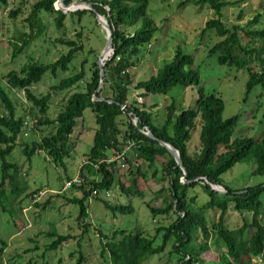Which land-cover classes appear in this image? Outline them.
Listing matches in <instances>:
<instances>
[{
  "label": "trees",
  "instance_id": "obj_1",
  "mask_svg": "<svg viewBox=\"0 0 264 264\" xmlns=\"http://www.w3.org/2000/svg\"><path fill=\"white\" fill-rule=\"evenodd\" d=\"M58 1L37 0L29 7V14L23 19L27 32L14 38L12 59L18 58L24 50L44 37L47 29L42 14L55 15V27H64L66 14L54 8ZM81 1L91 5L112 29L113 56L104 65V85L97 94V98L104 101H93L100 80L97 67L99 53L96 54L93 49L85 52L84 42L80 39L56 40L55 43L67 50L57 60L48 64L31 62L19 72L11 71L5 76L7 84L24 92L30 109L27 115L17 117L13 101L0 87V105L5 110V115L0 114V206L3 211L8 202L14 203L26 189L17 188L20 167L8 160L16 150L26 124L33 121L31 126L40 132L41 137L30 146L24 145L22 156L25 161L30 163L36 153L42 152L56 167L64 168V160L72 152L70 137L84 111L89 109L94 115L97 129L85 163L78 171L83 183L70 189L81 196L72 199L63 197L67 205L78 207L77 221L83 224L82 235L88 234L89 225L85 220L88 218V203L92 199L103 202L113 214L128 216L134 212L130 205L109 206L99 194L109 192L117 185L127 197H143L136 175L143 179L145 175L138 164L130 166V169L127 161L126 179L129 186H125L117 183L115 163L106 162L110 151L121 152L127 148L128 142L133 144L136 160L145 163L153 171L151 178L161 185L157 195L163 197L161 206L153 208L147 205L151 217L153 220L171 219L169 225L156 229L154 237H146L140 231L123 230L113 231L110 237L101 235V258L106 256L110 264H144L150 258L163 255L169 247L168 260L172 264H211L202 255L215 248L220 253L216 264H264V181L240 189H231L221 181L223 174L241 163L252 164L254 170L251 175L264 178V130L257 139L233 138L238 117L224 119L222 99L213 93H205L203 89L199 90L194 106L177 112L171 103L166 107L162 123H157L145 104L137 99L129 101L130 91H140L137 98L143 99L145 96H167L176 88L198 86L199 75L194 69L193 60L178 51L172 62L164 65L148 80L133 83L128 71L134 68L135 61L140 63L143 47L150 45L158 30L148 15L149 0ZM63 3L70 6L73 0H63ZM8 5L9 0H0V14ZM186 5L207 6L214 13V18L205 23L200 33L204 36L213 32L220 40L210 49L209 57L215 56L220 66L247 74L246 98L256 87L264 93V29L250 30V27L258 24L259 15L248 23V28L243 29L236 25L227 26L222 21V11L236 6V3L226 0H184L178 8L183 9ZM21 15L22 10L18 8L11 11L8 17L14 21ZM68 16L75 18L80 25L85 16L95 18L88 10H78ZM94 23L98 25L96 21ZM81 29L85 27L81 25ZM81 36V33L76 35L77 38ZM243 40H247L246 45L242 43ZM80 54H84V59L78 72L51 86L47 94L36 96L32 93L31 88L41 83L44 76L57 78L58 73H67ZM69 91L60 103L56 116L50 118L52 95ZM124 115L129 121L121 126L120 119ZM134 120L136 125L133 124ZM197 126L200 130L199 146L192 152L188 144ZM146 129L157 140L170 144L179 153L186 180L191 183L181 182L183 172L164 148L144 135ZM157 158L165 159L160 171L155 168ZM208 183L222 186L226 193L213 192ZM8 186L18 191L14 201L7 200L5 188ZM94 192L98 196H93ZM36 193L33 192L32 196ZM48 205L36 207L45 209ZM231 210L250 218L243 219L241 226L230 227L227 215ZM47 237L54 239L46 248L48 252H55L71 240L70 236H60L54 230ZM158 237L161 243L156 246ZM2 252L0 249V264ZM76 255L75 264L87 263L82 251L79 250Z\"/></svg>",
  "mask_w": 264,
  "mask_h": 264
},
{
  "label": "rangeland",
  "instance_id": "obj_2",
  "mask_svg": "<svg viewBox=\"0 0 264 264\" xmlns=\"http://www.w3.org/2000/svg\"><path fill=\"white\" fill-rule=\"evenodd\" d=\"M37 0H9V5L1 10L0 14V87L7 92L16 108V116L22 117L28 114L30 105L23 91L12 88L7 84L5 76L11 72H19L22 67L38 62L48 64L57 60L61 54L67 52L56 40H79L84 42L85 52L93 49L96 54L101 53L106 43V35L99 25H95V18L85 16L82 26L77 24L75 18L68 16L64 21V27H55V15L42 14L41 17L46 26V33L42 39L34 42L28 49L16 59H12L13 42L20 33L27 32L23 19L29 14V7ZM184 0H149L148 15L155 23L157 32L150 45L143 47V56L135 61L134 68L128 71L133 83L148 80L156 74L164 65L173 61L176 53L189 56L194 62V69L199 75V85L189 88H176L167 96H145L140 103L150 108L151 114L157 123H162L166 107L173 103L177 112L195 105L199 96V90L205 93H213L224 102V119L238 117L234 129L235 139H257L264 130V93L256 87L250 95L245 97V85L247 74L233 68L220 66L215 56L209 57L210 49L220 40L209 32L201 36V30L205 23L214 18V13L207 6L186 5L179 9L178 5ZM236 3L234 7L222 11L223 23L227 26L236 25L243 29L248 28V23L259 15L257 25L250 30L264 29V0H226ZM73 3H83L81 0H73ZM23 4V5H21ZM20 8L23 15L16 20L9 19V13ZM55 9L61 10L58 4ZM240 16V17H239ZM104 21V19H102ZM82 36L77 38L76 35ZM244 45L247 40H243ZM84 54L76 57L70 65L67 73H58L57 78L50 75L44 76L41 83L31 88L34 95L49 93L50 87L57 85L61 79L67 78L80 70V64ZM70 93L52 95V105L49 109V117L53 118L59 110L60 103ZM140 91H130L129 101L136 100ZM0 114L5 115V110L0 105ZM128 117H121V126L128 122ZM33 126V121H29ZM32 126L26 127L22 137L17 141V148L8 160L20 167L17 176V188L26 187L25 191L17 198V189L5 188L8 202L6 210L0 206V249L2 252V264H75L76 253L82 251L86 258V264H110L107 257H100L99 243L101 235L110 237L113 231L142 232L146 237H154L157 228L166 227L171 219L156 218L153 220L147 205L159 208L163 197H157L161 185L151 178L153 171L147 168L145 163L136 160L133 148L126 153L128 165L138 164L139 170L145 175V179L136 175L137 184L143 197H127L114 185L108 192L110 197L103 196L101 200L107 201L109 206H131L133 214L121 216L105 208L103 202L90 200L88 203V218L85 223L89 225L88 234L83 236V224L78 223V207L67 205L64 198H80L77 192H63L65 182L79 176L78 171L82 161L88 155L92 145L94 133L97 129L94 115L87 109L84 111L81 121H78L69 144L72 152L68 159L64 160V168L56 167L48 157L42 153H36L30 163L22 156L24 145L30 146L32 142L39 141L40 132ZM199 126L191 133L189 150L195 151L199 146ZM79 132H82L79 134ZM165 159H156L155 168L160 171ZM131 163V164H130ZM135 168V167H134ZM128 169V168H127ZM126 170L117 169L116 180L125 186H129ZM131 169V167H130ZM133 170V167H132ZM254 167L250 163L237 164L231 170L221 176L222 184L231 189H240L246 186L257 185L264 181L263 177L252 176ZM221 190V189H219ZM33 192L45 193L39 201H34ZM60 195V198H56ZM3 206L4 198L2 199ZM49 204L45 209L36 206ZM212 216V214H211ZM247 215L240 216L234 211H229L227 224L230 227L241 226L243 219L248 220ZM60 236H70L68 243L60 246L55 252L46 250L54 239L47 237L52 231ZM100 232V233H99ZM83 236V237H81ZM103 241V240H102ZM160 237L155 245H160ZM37 247L36 250L34 248ZM31 250V251H28ZM168 247L166 252L158 257L150 258L144 264H172L168 260ZM221 252V251H220ZM74 253L73 256L70 254ZM220 253L215 248L209 249L202 258L211 264L219 262Z\"/></svg>",
  "mask_w": 264,
  "mask_h": 264
},
{
  "label": "water",
  "instance_id": "obj_3",
  "mask_svg": "<svg viewBox=\"0 0 264 264\" xmlns=\"http://www.w3.org/2000/svg\"><path fill=\"white\" fill-rule=\"evenodd\" d=\"M56 4H58L61 7V11L64 14H66L68 12H75V11H78V10H81V11L88 10V11L92 12L94 17H95V20H96L97 24L100 26V28L104 31V33L106 35L105 46H104L103 50L101 51V53H100V55H99V57L97 59V67H98V70H99L100 80H99L98 89H97L96 93L93 96V101L102 102L104 100L103 99H98L97 98V94L101 91V89L103 88V85H104V65L113 56V48H112L113 36H112L111 26H109L105 20L103 21L102 20L103 18H101L93 10L92 6L89 5V4H86V3H72L70 6H65L64 3H63V0H59ZM56 10H58V9H56ZM144 135L149 140H151L153 142H157L160 147L164 148L170 154V156L175 161L177 168H179L183 172V178L181 179V182L183 184L191 183V182H188L186 180L187 175H186V172H185V170H184V168L182 166L180 155L173 148V146H171L170 144L165 143L163 141L157 140L148 129L145 130ZM208 185L210 186V188H211V190L213 192H216L218 194H225L226 193L222 186H211L209 183H208ZM219 189H221V190H219Z\"/></svg>",
  "mask_w": 264,
  "mask_h": 264
},
{
  "label": "built area",
  "instance_id": "obj_4",
  "mask_svg": "<svg viewBox=\"0 0 264 264\" xmlns=\"http://www.w3.org/2000/svg\"><path fill=\"white\" fill-rule=\"evenodd\" d=\"M138 102H141L142 99L141 98H137ZM124 109V108H123ZM133 124H136V120L133 121ZM31 126V123L26 124V127ZM133 148V144H131L130 142L127 143V148L121 152H118L116 150H112L109 153V157L107 159V164H111V163H115V167L119 170H126L127 169V157H126V153L129 149ZM85 160L82 161L81 164H84ZM83 180L78 176L72 180H68L67 182H65L64 187L62 189L63 192H68L73 186H80L82 185ZM45 193H38L36 195H34V201H39ZM93 196H98V194L96 192L93 193ZM99 196H103L106 199H108L110 197L108 192H103L101 194H99Z\"/></svg>",
  "mask_w": 264,
  "mask_h": 264
},
{
  "label": "crops",
  "instance_id": "obj_5",
  "mask_svg": "<svg viewBox=\"0 0 264 264\" xmlns=\"http://www.w3.org/2000/svg\"><path fill=\"white\" fill-rule=\"evenodd\" d=\"M81 121V120H80ZM82 132H79V134H81Z\"/></svg>",
  "mask_w": 264,
  "mask_h": 264
}]
</instances>
